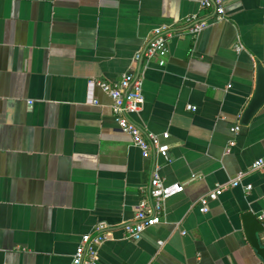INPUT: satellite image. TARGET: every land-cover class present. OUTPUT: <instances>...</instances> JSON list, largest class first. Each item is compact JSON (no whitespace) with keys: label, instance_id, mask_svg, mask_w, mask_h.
<instances>
[{"label":"crops","instance_id":"1","mask_svg":"<svg viewBox=\"0 0 264 264\" xmlns=\"http://www.w3.org/2000/svg\"><path fill=\"white\" fill-rule=\"evenodd\" d=\"M202 1L0 0V264H72L82 236L100 233L99 264H264L242 219L264 226V166L251 170L264 159V105L243 123L264 67V0H225L223 19ZM194 17L208 22L197 35ZM158 27L171 34L163 67L135 60ZM127 72L145 98L132 118L170 134L168 158H144L91 84ZM155 173L184 192L129 240L123 226Z\"/></svg>","mask_w":264,"mask_h":264},{"label":"built area","instance_id":"2","mask_svg":"<svg viewBox=\"0 0 264 264\" xmlns=\"http://www.w3.org/2000/svg\"><path fill=\"white\" fill-rule=\"evenodd\" d=\"M225 0H203L202 6L205 9L213 8L219 19L225 18L226 11L224 7ZM193 19V26L190 32L197 35L202 32L208 22L205 19ZM191 21V20H190ZM154 36L143 54L138 53L135 60L146 58L148 61L156 59L159 66L166 64L168 55V42L171 34L167 32L166 27H158L153 32ZM91 84H97L106 92L112 100V109L116 116V122L119 129L128 135L132 143L138 147L144 158H151L153 155H159L164 158L169 156V146L165 142L170 138L169 133L152 134L146 133L133 120L132 116L137 115L143 109L145 98L143 94V81L133 73H125L118 83H111L106 80L92 81ZM190 110L193 108L189 107ZM233 131H240V126H236ZM235 141L229 143L228 149L234 146ZM227 149V152H228ZM264 166V159L256 161L251 170L256 171ZM243 173L237 178L230 180L225 184H220L211 190L208 194L198 200L199 211L201 213L209 212V204L219 199L227 190L241 185ZM246 191L252 189L246 186ZM184 192V186L181 184L166 185L164 180L155 173L150 182V193L148 199H143L135 216L133 224H125L123 229L126 232V238L133 241H139L143 233L162 222L165 200L175 194ZM264 217V216H262ZM261 217V218H262ZM103 226L98 229L101 231ZM108 240L105 233L95 235L85 234L73 256L72 264H99V247Z\"/></svg>","mask_w":264,"mask_h":264},{"label":"water","instance_id":"3","mask_svg":"<svg viewBox=\"0 0 264 264\" xmlns=\"http://www.w3.org/2000/svg\"><path fill=\"white\" fill-rule=\"evenodd\" d=\"M264 105V67L261 63L257 64V86L254 96L248 105L244 115L243 123L247 124L254 115ZM244 230L251 246L256 250L257 254L264 259V244L261 240V234L264 233V226L258 218L251 212H247L242 217Z\"/></svg>","mask_w":264,"mask_h":264}]
</instances>
